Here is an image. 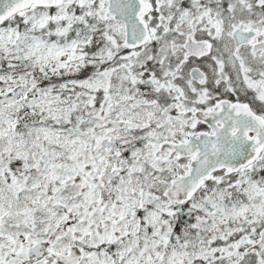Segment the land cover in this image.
Returning a JSON list of instances; mask_svg holds the SVG:
<instances>
[{"label": "snow or ice", "instance_id": "snow-or-ice-1", "mask_svg": "<svg viewBox=\"0 0 264 264\" xmlns=\"http://www.w3.org/2000/svg\"><path fill=\"white\" fill-rule=\"evenodd\" d=\"M0 264H264V0H0Z\"/></svg>", "mask_w": 264, "mask_h": 264}]
</instances>
